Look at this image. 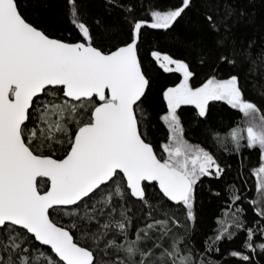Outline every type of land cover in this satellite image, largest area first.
I'll list each match as a JSON object with an SVG mask.
<instances>
[{"label": "snow or ice", "instance_id": "6c2138e0", "mask_svg": "<svg viewBox=\"0 0 264 264\" xmlns=\"http://www.w3.org/2000/svg\"><path fill=\"white\" fill-rule=\"evenodd\" d=\"M258 4L63 0L61 29L49 0H0V264H264ZM215 102L241 119L212 127ZM245 150L251 198L226 179Z\"/></svg>", "mask_w": 264, "mask_h": 264}, {"label": "trees", "instance_id": "16d2710c", "mask_svg": "<svg viewBox=\"0 0 264 264\" xmlns=\"http://www.w3.org/2000/svg\"><path fill=\"white\" fill-rule=\"evenodd\" d=\"M98 2V0H97ZM62 3L63 0H49V9L48 14L49 16L56 18L60 17L59 22L57 23V28H66L67 24L64 22L62 18ZM257 15L259 16L261 13H264V8H261L258 4L257 8L255 9ZM103 14L102 9L99 7H92L90 11V15L87 17L89 23H92V17L96 15ZM107 22L109 23H117L119 20L118 14L113 13L111 17H105ZM170 81L161 79V83H169ZM249 98L255 100L256 97L249 93ZM185 124L187 127L188 115L185 116ZM241 117L238 113L228 108L227 105H224L222 102H215V107L212 108L211 111V119L209 121L210 125L214 128L219 129L220 131H226L230 126H234ZM164 130L161 129L157 136L159 138H163ZM188 137L193 143H201L205 147H209V142H205L204 137L201 135V130L198 128L190 129L188 132ZM223 158V157H222ZM232 168L227 175L226 179L229 181H235L237 186H241L244 184L245 192L244 195L246 197L251 198L254 195V177L249 175L250 167L256 165L258 160V153L257 151H248L245 150L243 153L244 164L247 166L244 168V175L243 177H239L237 175L239 169V158L238 157H229L227 158ZM218 188V186H217ZM245 208H248V205H244ZM221 212V202L218 200H214L209 197L207 193V187L201 193L200 196V204L198 207V230L201 234L210 232L213 227H215L214 219L217 215ZM249 216H251V210L249 209Z\"/></svg>", "mask_w": 264, "mask_h": 264}]
</instances>
